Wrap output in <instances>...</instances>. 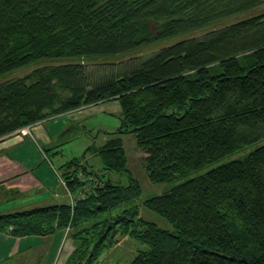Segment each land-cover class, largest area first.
Returning a JSON list of instances; mask_svg holds the SVG:
<instances>
[{"label": "trees", "instance_id": "trees-1", "mask_svg": "<svg viewBox=\"0 0 264 264\" xmlns=\"http://www.w3.org/2000/svg\"><path fill=\"white\" fill-rule=\"evenodd\" d=\"M111 100L119 127L85 148L100 170L84 155L57 167L71 192L79 171L101 185L0 213V232L69 226L64 264H94L124 235L146 246L128 264H264V143L233 157L264 137V0H0V139ZM127 133L148 179L175 182L141 201L170 229L123 207L141 193Z\"/></svg>", "mask_w": 264, "mask_h": 264}, {"label": "crops", "instance_id": "crops-1", "mask_svg": "<svg viewBox=\"0 0 264 264\" xmlns=\"http://www.w3.org/2000/svg\"><path fill=\"white\" fill-rule=\"evenodd\" d=\"M119 113L117 100L99 102L34 123L30 136L0 139V213L69 203L57 167L76 156L64 153L63 144L81 135H105V141L106 132L119 127ZM63 234L62 229L47 237L0 232V264H63L73 249L72 240ZM127 239L118 236L114 246Z\"/></svg>", "mask_w": 264, "mask_h": 264}, {"label": "rangeland", "instance_id": "rangeland-1", "mask_svg": "<svg viewBox=\"0 0 264 264\" xmlns=\"http://www.w3.org/2000/svg\"><path fill=\"white\" fill-rule=\"evenodd\" d=\"M71 60H56L52 61V63H59V62H69ZM49 63V61H48ZM33 124L27 125L25 127H22L18 132H15L14 134L22 135V136H30L31 131L30 129L32 128ZM104 137H107L105 135L103 136H98L96 139L95 137H90L88 136H78L77 138L70 140L69 142H66L63 144V151L64 153H72L71 155H75L76 157L80 158L82 160V153L85 151V145H90V144H101L104 141ZM122 140H123V145L124 149L128 158V168L131 171L132 175L139 181L140 186H141V193L138 197L132 199L131 201H127L123 204V207H129L131 205H137L138 206V216L154 222L156 225H158L161 228L164 229H170L171 226L170 224L160 215L152 212L151 210L147 209L141 204V201L144 198L154 196V195H159L169 189L175 182H159V183H154L150 181L146 175L145 172V164H144V159L143 156L144 153L141 149H139L136 145L135 142V137L133 133H127V134H122ZM264 143V137L260 138L256 143L248 145L244 150L236 152L233 157H236L240 155L241 153L245 151H249L252 148H254L256 145ZM51 150H48L50 152ZM51 154V153H50ZM86 156L83 158L87 164V166L95 171H99L102 163L101 159L98 155H93L89 152H85ZM53 162L55 164L58 163V158L56 156L52 157ZM60 171V170H59ZM204 170L199 171L198 173L203 172ZM62 171H60V180L65 187L66 191L69 189L67 187V183L64 180V178L61 175ZM80 174V171L77 172V174ZM83 174V173H81ZM84 175V174H83ZM111 178L116 179L118 175L114 172L109 174ZM120 181L122 184H126L127 182V177L125 175L120 176ZM67 187V188H66ZM87 188V187H86ZM70 190V189H69ZM71 191V190H70ZM67 193V196L69 197L70 201V196ZM85 195H89L87 193V189L85 190ZM74 198H79L80 194L79 192L74 193L73 195ZM12 199H8V201H11ZM115 212V210L113 211ZM64 232V237H69L68 234L71 230L69 226H66L62 228ZM52 235V234H51ZM117 243V241H116ZM115 243V244H116ZM114 244V245H115ZM112 246L108 250H106L102 256L100 257L98 262H95L97 264H128L132 258L136 255L137 251L139 249H144L146 246L143 243H140L139 241L129 237V239L122 241L119 243L117 246ZM74 248V244H73ZM70 253V251H69ZM68 253V254H69ZM67 254V255H68ZM67 258V256H66ZM66 260V259H65ZM65 262V261H64ZM63 262V264H64Z\"/></svg>", "mask_w": 264, "mask_h": 264}, {"label": "built area", "instance_id": "built-area-1", "mask_svg": "<svg viewBox=\"0 0 264 264\" xmlns=\"http://www.w3.org/2000/svg\"><path fill=\"white\" fill-rule=\"evenodd\" d=\"M20 129L16 130L15 132H18ZM81 173H83V172H80V174L78 173L75 176L80 182L82 181L81 186L79 188H77L75 192H71L69 189H67V192H68V194L70 196V204H71V206L73 205L74 200L77 199V198L73 199L72 195L74 193L79 192V194H80L79 198L85 197L86 196L85 195V190L86 189H87V193L90 194V192H92V188L94 187V184H100L101 185V183H102L101 180L98 179L93 173H88V174L83 173L84 175L81 174ZM94 264H97V263H94Z\"/></svg>", "mask_w": 264, "mask_h": 264}, {"label": "bare ground", "instance_id": "bare-ground-1", "mask_svg": "<svg viewBox=\"0 0 264 264\" xmlns=\"http://www.w3.org/2000/svg\"><path fill=\"white\" fill-rule=\"evenodd\" d=\"M25 127V126H24Z\"/></svg>", "mask_w": 264, "mask_h": 264}]
</instances>
